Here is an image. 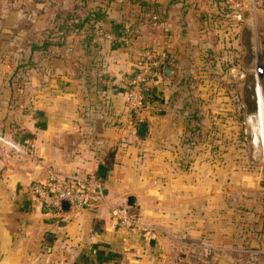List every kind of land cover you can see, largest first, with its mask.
Here are the masks:
<instances>
[{
  "label": "crops",
  "instance_id": "1",
  "mask_svg": "<svg viewBox=\"0 0 264 264\" xmlns=\"http://www.w3.org/2000/svg\"><path fill=\"white\" fill-rule=\"evenodd\" d=\"M144 1L149 4L0 0V264H185V249L197 253L190 257L193 264H202L197 242L202 236H209L212 244L224 242L219 231L226 213L248 217V233L249 211L219 213L218 192H202V169L213 172L218 163L231 164V158L224 164L216 155L222 148L201 145L195 137L191 145L186 143L191 118L184 112L182 129L174 128L170 93L175 85L178 93L182 84L186 88L191 71L207 69L228 77L229 70H235L229 68L230 43L234 29L248 27L245 11L251 0ZM257 7L264 9V2ZM97 10L101 16H89ZM27 22L33 31L30 38ZM144 48L165 53L174 74L167 79L161 73L151 81L140 120L135 121L126 107L122 78ZM240 69L241 77L251 73L253 78L250 67ZM243 85L252 90L253 79ZM184 99L181 106L186 110ZM140 121L146 123L144 135L137 133ZM208 132L211 140L213 131ZM9 142L30 147L32 157L15 152ZM46 165L81 180L95 177L107 201L78 210L45 209L29 186L45 181ZM128 196L133 197L130 205ZM204 199L215 202L209 212L202 208ZM175 200L184 203L183 209L177 211ZM110 205H123L152 222L157 215L176 211L195 217L199 225L196 233L157 226L155 237L142 236L114 224ZM170 232L187 234L194 242L178 241ZM233 235L231 230L229 240ZM229 240L225 242L230 249ZM210 258L213 263L218 259Z\"/></svg>",
  "mask_w": 264,
  "mask_h": 264
},
{
  "label": "rangeland",
  "instance_id": "2",
  "mask_svg": "<svg viewBox=\"0 0 264 264\" xmlns=\"http://www.w3.org/2000/svg\"><path fill=\"white\" fill-rule=\"evenodd\" d=\"M247 4L245 16L248 18V27L242 29L239 26L234 29L230 43L232 56L229 58L233 63L232 67L235 69L234 75L229 74L227 77L226 74L207 71V69L203 72L191 71L186 75V88L181 83L183 88H180L179 93L177 85L173 86V91L170 93L174 103V108L173 103H171V110L174 114L172 119L175 121L174 128L182 129L180 118L184 112L191 118L187 121V129L192 133H186L188 139L185 140L186 143L191 145L189 141H194L196 138L201 145H217L224 151H228L227 153L218 151L217 157L220 160L223 159L224 164L226 160H230V158L232 160L231 164L228 165L218 163L217 173L216 169L213 172H209L208 168L202 169L203 173L206 174L202 175L206 178V182L202 185V192L206 193L210 190L218 192L216 209L219 213L220 211L234 212L237 210L241 213L249 211L251 215L249 216L248 233H245L244 227L245 218L248 217L235 215L229 217L230 215L226 213L228 217L220 218L223 228L219 231L222 234L219 240H224V242L229 240L232 230L234 235L229 241L233 242V247L226 248L229 246L228 243H221V241L220 244H212L207 241L209 236H202L201 242H197L201 245V251L198 254L203 256L202 264H231L230 262L232 264H264V68L260 75L257 74L263 92L262 99L258 89V100L255 105L256 114L258 112V121L256 122L258 133L255 131L254 125L250 126L247 120V115L254 110L253 90L248 91L243 85L244 80L252 82V75L251 73H244L241 82L235 79L238 67L253 68L259 61L264 64V9H257V6L253 8L251 4ZM27 28H30L29 22H27ZM32 33L30 28L27 36L32 37ZM30 43L32 44V41L28 42V45ZM198 65L200 64L198 63ZM182 97L188 103L186 110L183 109V105L181 106ZM229 100H232L233 106ZM193 113L201 116V118H197V115L193 118ZM208 130L217 135L216 140H213L215 137L213 133L211 140L206 137L209 135ZM178 138L182 139V136ZM227 175L233 179L228 180ZM230 189L234 190L231 192ZM213 203L215 202L204 199L205 205L202 208L209 212L213 208ZM182 206H185L183 202L176 203L175 200L174 207L176 209H183ZM178 209L177 211H179ZM253 211L260 213L252 215L251 212ZM174 213L172 212L171 216L157 215L153 222L140 218L143 226L146 227L145 230L149 231V233L140 232L141 235L146 234L147 237H155L160 227L170 231L172 226L180 229L185 228L190 233H196L199 223L195 217H184ZM209 215L210 213H207L205 223L207 228L210 226ZM226 226L228 227L226 228ZM206 232H202L201 235L207 234ZM174 234H172L173 237H176L178 241L194 242L187 234L183 236ZM171 241L174 240L171 239ZM188 247L190 246L188 245ZM185 252L186 259H188L185 264H193L190 257H195L197 253L193 249H185ZM228 254L231 255V261H228ZM210 256H217L216 263L211 261Z\"/></svg>",
  "mask_w": 264,
  "mask_h": 264
},
{
  "label": "built area",
  "instance_id": "3",
  "mask_svg": "<svg viewBox=\"0 0 264 264\" xmlns=\"http://www.w3.org/2000/svg\"><path fill=\"white\" fill-rule=\"evenodd\" d=\"M264 0H251V6L255 8L260 5ZM240 8L242 3L237 2L234 4ZM32 12L30 13V15ZM164 53L155 54L150 49L145 48L139 52V59L136 67L124 74L122 80L126 86V107L128 112L135 118V121L140 120V114L144 106V94L147 89V82L152 69L159 67L164 63ZM264 64L259 61L251 71L253 73V97L254 103L258 100V89L262 95L263 92L258 79V75L262 72ZM234 71V70H232ZM241 73L240 75H242ZM258 74V75H257ZM247 120L249 125H254L257 132L256 122L258 121L257 114L254 110L248 115ZM253 122H252V121ZM258 133V132H257ZM9 145L15 152H20L23 155L32 157L31 149L21 148L14 142H9ZM46 171L45 181L33 182L29 188L33 194L34 199L41 206L47 210L61 211V202L67 201L69 208L75 210L96 206L106 202V192L104 186L95 177H87L84 180L76 176H66L59 174L51 166H44ZM109 215L114 224L122 225L134 232L149 233L145 230L140 217L137 214L129 212L127 207L123 205H110Z\"/></svg>",
  "mask_w": 264,
  "mask_h": 264
},
{
  "label": "trees",
  "instance_id": "4",
  "mask_svg": "<svg viewBox=\"0 0 264 264\" xmlns=\"http://www.w3.org/2000/svg\"><path fill=\"white\" fill-rule=\"evenodd\" d=\"M105 1H110V0H105ZM142 5H145V4H149V3H146L144 0H138ZM101 13H102V11H91V14L89 15V16H91V17H96V16H101ZM76 25H75V27H77L80 23H78V22H76L75 23ZM145 49V48H144ZM148 49H150L152 52H154L155 54H159V52H155L153 49H151V48H148ZM164 55H165V58H164V63H166V64H169L170 66H171V63H170V59H169V57L164 53ZM138 59H139V57H138ZM138 59H137V61H138ZM137 61L135 62V65H134V67H133V69L136 67V65H137ZM233 66V65H232ZM232 66H230L229 68H231ZM242 71L243 70H239V67H238V71H237V75H235V79L236 80H239V79H241V73H242ZM161 74V65L159 66V67H157V68H154V69H152V71H151V73H150V75H149V80H148V82H147V89H146V91H145V94H144V105H145V102H146V94H147V90H148V87H149V85H150V83H151V81L155 78V77H158L159 75ZM229 74L230 75H234L233 73H232V70L230 69L229 70ZM228 74V75H229ZM125 94H126V88H125ZM125 99H126V95H125ZM144 107V106H143ZM143 109V108H142ZM192 116H194V113L192 114Z\"/></svg>",
  "mask_w": 264,
  "mask_h": 264
},
{
  "label": "water",
  "instance_id": "5",
  "mask_svg": "<svg viewBox=\"0 0 264 264\" xmlns=\"http://www.w3.org/2000/svg\"><path fill=\"white\" fill-rule=\"evenodd\" d=\"M161 73H162L163 77L169 79L174 74V69L169 64L163 63L161 65ZM145 130H146V123L144 121L138 122V124H137L138 135H144L146 133ZM132 200H133V197L128 196L127 197V204H129V205L132 204ZM61 208L67 209L68 208V202L63 200L61 202Z\"/></svg>",
  "mask_w": 264,
  "mask_h": 264
},
{
  "label": "bare ground",
  "instance_id": "6",
  "mask_svg": "<svg viewBox=\"0 0 264 264\" xmlns=\"http://www.w3.org/2000/svg\"><path fill=\"white\" fill-rule=\"evenodd\" d=\"M259 111V110H258ZM257 118H258V112H257Z\"/></svg>",
  "mask_w": 264,
  "mask_h": 264
}]
</instances>
